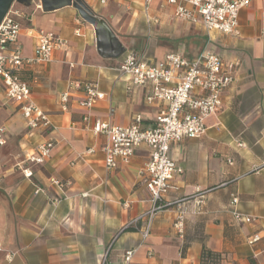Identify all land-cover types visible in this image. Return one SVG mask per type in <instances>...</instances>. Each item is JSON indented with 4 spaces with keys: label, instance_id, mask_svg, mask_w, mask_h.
Wrapping results in <instances>:
<instances>
[{
    "label": "crops",
    "instance_id": "obj_1",
    "mask_svg": "<svg viewBox=\"0 0 264 264\" xmlns=\"http://www.w3.org/2000/svg\"><path fill=\"white\" fill-rule=\"evenodd\" d=\"M83 1L109 24L124 52L155 63L168 53L192 60L210 51L236 63L234 80L220 109L205 119V131L171 143L170 156L182 172L157 209L144 182L148 147L107 168L101 151L107 136L94 134L92 126L96 120L127 126L139 114L141 126L149 127L166 103L146 101L150 83L129 87L119 70L124 52L100 56L92 26L74 7L45 12L34 0L21 10L17 41L24 57L35 54L30 28L54 32L64 44L50 61L20 72L49 126L31 128L20 104L0 87L6 141L0 145V245L15 252L11 261L0 257V264H200L204 250L217 255L216 264H264V0L239 11L238 35L207 31L200 17L176 18L166 0ZM75 82L95 84L103 97L90 109L79 107L84 89ZM65 91L70 96L62 110ZM45 141L53 148L43 163H22L25 152ZM234 210L253 220L235 221ZM256 233L262 238L249 244ZM127 249H133L129 261Z\"/></svg>",
    "mask_w": 264,
    "mask_h": 264
},
{
    "label": "built area",
    "instance_id": "obj_2",
    "mask_svg": "<svg viewBox=\"0 0 264 264\" xmlns=\"http://www.w3.org/2000/svg\"><path fill=\"white\" fill-rule=\"evenodd\" d=\"M105 4L107 0H98ZM148 3L150 0H144ZM174 8L173 16L190 21L200 17L207 31L217 30L227 34H239V11L253 0H166ZM22 11L13 4L0 22V87L9 100L20 104V111L31 128L47 127L50 124L48 115L30 99L28 83L20 77L24 67L35 62L50 61L54 49L64 44L63 38L51 31L28 29V33L36 40L33 57H24L18 44L20 32L19 19ZM236 63H224L222 59L210 51H201L192 60L185 59L179 53H168L163 59L150 63L136 55L133 51L124 52L119 70L130 80L129 87H140L151 84V92L146 96L147 102L164 101L165 108L155 117L153 124L142 127V117L135 114L131 124L127 126L110 125L96 120L93 123L94 134L104 133L107 136L101 147L104 164L114 168L119 161H128L134 150L141 145L149 149V159L144 168L145 186L154 201L156 208L166 205L164 195L176 189L172 179L182 172V168L171 158L169 150L172 142L184 137H197L205 129V119L215 114L222 104L223 91L233 82ZM76 83V82H75ZM82 86L84 95L76 101L79 107L90 109L103 94L97 91L96 85L89 82L76 83ZM67 91L61 93L62 110H67L69 100ZM87 120V116L83 117ZM5 129L0 127V145L5 144ZM53 148L51 141L41 142L34 152H25L22 163L41 164L50 155ZM89 149L88 152H92ZM25 177L32 175L31 169L23 168ZM52 181L58 185L57 180ZM36 189L35 192H38ZM233 203L237 197H232ZM235 221L249 223L253 218L234 210ZM183 220L181 212L176 219L175 227ZM131 224V223H130ZM129 225V224H128ZM149 233L147 225L143 236ZM262 235L256 233L248 238V243L259 241ZM15 252L0 245V257L11 261ZM133 249L124 252V260L129 261ZM200 264H211L204 261Z\"/></svg>",
    "mask_w": 264,
    "mask_h": 264
},
{
    "label": "water",
    "instance_id": "obj_3",
    "mask_svg": "<svg viewBox=\"0 0 264 264\" xmlns=\"http://www.w3.org/2000/svg\"><path fill=\"white\" fill-rule=\"evenodd\" d=\"M42 11H52L65 6H72L76 9L79 17L93 28L96 50L100 56L105 58L118 57L125 51V47L117 38L109 24L97 16L83 0H38ZM34 0H0V22L8 12L13 3L25 7L33 4Z\"/></svg>",
    "mask_w": 264,
    "mask_h": 264
},
{
    "label": "trees",
    "instance_id": "obj_4",
    "mask_svg": "<svg viewBox=\"0 0 264 264\" xmlns=\"http://www.w3.org/2000/svg\"><path fill=\"white\" fill-rule=\"evenodd\" d=\"M216 256L217 255L215 253L204 250L203 254H202V262L209 261V262H211V264H216V261L214 260V259H216Z\"/></svg>",
    "mask_w": 264,
    "mask_h": 264
},
{
    "label": "rangeland",
    "instance_id": "obj_5",
    "mask_svg": "<svg viewBox=\"0 0 264 264\" xmlns=\"http://www.w3.org/2000/svg\"><path fill=\"white\" fill-rule=\"evenodd\" d=\"M13 6H14L15 8H18V9L22 10V11H26L28 8L32 7L33 4H32L31 6H29V7H25V6L20 5V4H18V3H13ZM82 21H83L84 23H86L84 20H82Z\"/></svg>",
    "mask_w": 264,
    "mask_h": 264
}]
</instances>
